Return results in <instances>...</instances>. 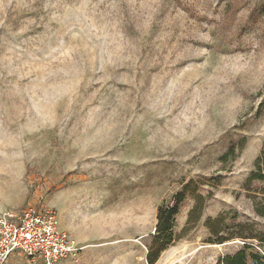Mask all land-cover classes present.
<instances>
[{
	"label": "rangeland",
	"instance_id": "374dc122",
	"mask_svg": "<svg viewBox=\"0 0 264 264\" xmlns=\"http://www.w3.org/2000/svg\"><path fill=\"white\" fill-rule=\"evenodd\" d=\"M263 151L264 0H0V213L55 210L82 248L58 264H149L189 182L202 217L188 195L155 264L264 254L206 225L263 232Z\"/></svg>",
	"mask_w": 264,
	"mask_h": 264
},
{
	"label": "built area",
	"instance_id": "2783aa9c",
	"mask_svg": "<svg viewBox=\"0 0 264 264\" xmlns=\"http://www.w3.org/2000/svg\"><path fill=\"white\" fill-rule=\"evenodd\" d=\"M61 228L57 212L27 206L0 213V264L25 257L40 264H58L81 251Z\"/></svg>",
	"mask_w": 264,
	"mask_h": 264
},
{
	"label": "trees",
	"instance_id": "16d2710c",
	"mask_svg": "<svg viewBox=\"0 0 264 264\" xmlns=\"http://www.w3.org/2000/svg\"><path fill=\"white\" fill-rule=\"evenodd\" d=\"M255 180L264 181V151L258 157L255 171L251 174L248 183ZM192 185L193 182H189L184 186L183 191L176 195L173 205L164 204L158 209V224L154 236L155 242L153 247L150 248L147 257L149 264H155L159 255L174 243L175 219L179 213L180 206L188 195L192 196L195 200L194 207L189 214L188 225L194 224L201 219L205 207V197L192 189ZM255 212L258 216L264 217V205L260 206L259 203H255ZM206 225L212 235L217 238L215 242L223 243L226 240L239 238L245 241L258 240L264 245V230L263 232L255 233V226L253 224L238 223L229 228L226 226L224 219L219 217L217 219H208ZM222 226L227 229V232H224V234H221ZM220 264H264V254L257 252L250 244H245L236 254L224 257Z\"/></svg>",
	"mask_w": 264,
	"mask_h": 264
}]
</instances>
